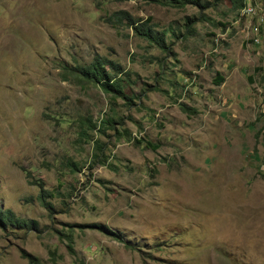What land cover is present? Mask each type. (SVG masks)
<instances>
[{"label": "rangeland", "instance_id": "1", "mask_svg": "<svg viewBox=\"0 0 264 264\" xmlns=\"http://www.w3.org/2000/svg\"><path fill=\"white\" fill-rule=\"evenodd\" d=\"M236 1L0 0V208L35 223L0 227V264H264V47ZM96 56L127 99L77 74Z\"/></svg>", "mask_w": 264, "mask_h": 264}, {"label": "trees", "instance_id": "2", "mask_svg": "<svg viewBox=\"0 0 264 264\" xmlns=\"http://www.w3.org/2000/svg\"><path fill=\"white\" fill-rule=\"evenodd\" d=\"M138 1L170 6L174 8H182L188 4H191L199 9H204L207 7V4L206 3L202 4L201 0H138ZM237 2L238 1L235 0L236 4ZM238 6L239 7L241 6L240 1ZM108 21L114 27L116 25H124L125 27L131 29L136 37L145 40L149 44L154 45L161 50L167 49L165 43V34L158 33L154 29L153 24H151L150 19L141 22L140 20L133 18L129 13L125 11H118L113 13L111 17L108 18ZM105 67L108 68L110 67V69L113 71V74L109 73L105 69ZM75 71L80 77L84 78L85 80L100 85V87L106 94H113L114 96L116 95V97L118 98L127 99L123 93L124 80L123 78H121V76L125 78L128 75L124 73L123 69L120 66L96 56L89 65L84 67H78L75 69ZM215 81H216L215 83L219 85L222 83L223 78L217 76ZM105 123L107 124V127H109L110 122L103 121V124ZM136 143L141 144V142L139 141H137ZM146 147L152 149L153 151L157 149L156 146L150 145L149 143H146ZM28 184L37 186L39 190V194L37 198L41 203V205L49 210L50 204L47 201L49 198L52 197V194L44 189L42 182H38V183L28 182ZM5 226L25 229V228H29L30 226L35 227V223L31 222L28 224L26 221L16 218V216L10 210H3L0 208V227H5ZM65 238L68 241V246H67L68 251L71 255L74 256L75 252L73 250L72 236L68 235ZM115 238L117 241L127 246V242L125 240L116 236ZM22 257L27 260L28 264H40L37 258H35L34 256L28 253H23Z\"/></svg>", "mask_w": 264, "mask_h": 264}, {"label": "built area", "instance_id": "3", "mask_svg": "<svg viewBox=\"0 0 264 264\" xmlns=\"http://www.w3.org/2000/svg\"><path fill=\"white\" fill-rule=\"evenodd\" d=\"M240 18L249 19L246 40L254 46L264 47V8L259 0H243Z\"/></svg>", "mask_w": 264, "mask_h": 264}]
</instances>
